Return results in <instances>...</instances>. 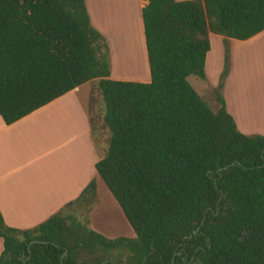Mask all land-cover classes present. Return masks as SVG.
<instances>
[{
    "label": "trees",
    "instance_id": "obj_1",
    "mask_svg": "<svg viewBox=\"0 0 264 264\" xmlns=\"http://www.w3.org/2000/svg\"><path fill=\"white\" fill-rule=\"evenodd\" d=\"M149 82L113 80L108 45L85 0H0V116L9 125L97 79L109 131L95 163L134 237L54 213L30 229L4 223L0 264H264V135L237 129L225 106L229 39L264 30V0H148ZM223 37L210 109L209 33ZM98 201L92 179L65 207Z\"/></svg>",
    "mask_w": 264,
    "mask_h": 264
},
{
    "label": "crops",
    "instance_id": "obj_2",
    "mask_svg": "<svg viewBox=\"0 0 264 264\" xmlns=\"http://www.w3.org/2000/svg\"><path fill=\"white\" fill-rule=\"evenodd\" d=\"M85 3L92 25L108 45L109 77L149 82L142 22V8L148 0H85ZM213 34L210 32L209 38ZM217 38L223 44V37L218 35ZM232 39H229L230 44ZM230 55V72L223 87L227 111V88L234 67L232 51ZM208 57L206 55L207 63ZM212 61L215 67L216 57ZM207 63L205 60V65ZM126 70L133 71L132 79L125 76ZM88 82L97 84V79ZM88 82L12 124H5L0 116V213L6 225L17 229L38 225L66 209L65 205L78 198L92 179L97 193L99 176L95 163L105 155L101 145L104 142H99L104 129L92 127L90 122L88 94L84 91ZM75 205L82 207L76 203L67 208ZM2 249L0 238V253Z\"/></svg>",
    "mask_w": 264,
    "mask_h": 264
},
{
    "label": "rangeland",
    "instance_id": "obj_3",
    "mask_svg": "<svg viewBox=\"0 0 264 264\" xmlns=\"http://www.w3.org/2000/svg\"><path fill=\"white\" fill-rule=\"evenodd\" d=\"M218 35H210L208 63L206 58L203 80L190 75L187 80L194 90L203 98L212 111L217 110L213 96V87L218 81L223 62V44ZM231 51L234 57L232 77L227 88L229 114L234 119L237 129L244 134L264 135V30L249 40H231ZM230 51V54H231ZM216 57L215 67L212 59ZM223 66V65H222ZM125 76L133 78V71L126 70ZM121 73L125 71H120ZM135 76V75H134ZM134 81V80H131ZM88 94V115L92 127H103L99 139L105 154V141L109 131L103 122L104 104L95 82H88L84 88ZM100 125V126H97ZM91 127V128H92ZM93 132V131H92ZM94 134V133H93ZM98 201L90 209L73 206L62 211L63 215L73 214L77 218H86L89 224L99 233L109 237H134V232L125 218L120 206L101 178H97Z\"/></svg>",
    "mask_w": 264,
    "mask_h": 264
}]
</instances>
